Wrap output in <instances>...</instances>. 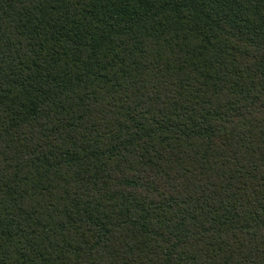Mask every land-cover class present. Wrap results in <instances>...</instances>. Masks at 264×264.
Listing matches in <instances>:
<instances>
[{"label": "trees", "instance_id": "obj_1", "mask_svg": "<svg viewBox=\"0 0 264 264\" xmlns=\"http://www.w3.org/2000/svg\"><path fill=\"white\" fill-rule=\"evenodd\" d=\"M0 264H264V0H0Z\"/></svg>", "mask_w": 264, "mask_h": 264}]
</instances>
